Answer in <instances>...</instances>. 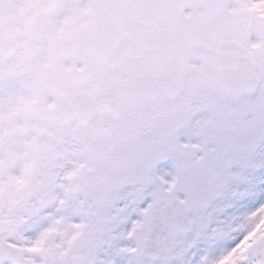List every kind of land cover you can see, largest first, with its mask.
Segmentation results:
<instances>
[{
	"label": "snow or ice",
	"instance_id": "1",
	"mask_svg": "<svg viewBox=\"0 0 264 264\" xmlns=\"http://www.w3.org/2000/svg\"><path fill=\"white\" fill-rule=\"evenodd\" d=\"M0 264H264V0H0Z\"/></svg>",
	"mask_w": 264,
	"mask_h": 264
}]
</instances>
